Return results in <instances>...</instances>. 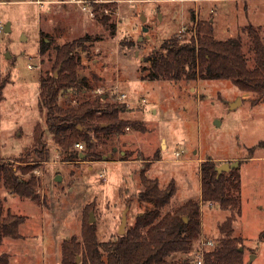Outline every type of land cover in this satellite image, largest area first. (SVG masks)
<instances>
[{
  "label": "rangeland",
  "instance_id": "1",
  "mask_svg": "<svg viewBox=\"0 0 264 264\" xmlns=\"http://www.w3.org/2000/svg\"><path fill=\"white\" fill-rule=\"evenodd\" d=\"M98 10L99 16L93 19L68 4L37 6L31 0H0V85L6 83L0 94V155L8 163L21 154L26 156L33 149L37 126L44 131L49 152L48 161L31 162L35 168L25 176L37 178V199L13 196L0 187L4 215L10 212L26 218L21 238H5L0 255H7L10 264H62L65 240L76 237L82 243L89 224L98 241L116 239L123 212L129 207L127 233L137 216L151 208L139 200L143 176L156 179L162 189L175 183L176 194L163 214L175 212L189 200L199 202L200 236L217 244L222 237L220 225L231 211L215 203L202 204L200 166L208 158L236 156L244 163L240 167L242 213L233 224V236L242 238L245 264H264V239L260 238L264 231V150L255 151L256 160H246L249 148L264 140V98L253 104L250 93L226 80L142 79L150 68L149 58L165 41L189 40L200 22H211L218 40L240 35L253 68L255 54L247 27L259 30L264 42V0H113ZM101 18L108 19V24ZM85 35L94 41L86 50L78 48L77 54L79 75L89 86L84 92L60 96L59 104L73 108L102 95V104L124 105L126 111L120 118L141 126L100 133L96 127L109 124L96 120L88 132L93 146L80 140L81 151L76 143L63 151L47 132V113L39 105L41 78L53 74L57 46ZM44 38L51 46L42 54ZM121 93L126 94L124 100H119ZM239 99L241 103L232 108ZM92 152L94 157L86 156ZM73 153L85 156L65 160ZM77 258L80 261L81 255ZM188 258L189 252L176 253L166 263L181 264Z\"/></svg>",
  "mask_w": 264,
  "mask_h": 264
},
{
  "label": "trees",
  "instance_id": "2",
  "mask_svg": "<svg viewBox=\"0 0 264 264\" xmlns=\"http://www.w3.org/2000/svg\"><path fill=\"white\" fill-rule=\"evenodd\" d=\"M195 17L192 16L194 20ZM100 20L108 24V19ZM111 26L114 27L112 24ZM252 40V50L255 54V66L250 68L243 50L242 37L218 40L214 37V27L211 22L197 24L196 33L189 40L173 39L165 41L160 51L150 58L148 73L143 80H165L171 82L186 81H230L240 91L250 93L253 104L264 98V42L252 25L247 27ZM47 38H50L47 36ZM51 40V39H50ZM93 38L85 35L77 40L56 47V61L53 74L41 78L39 105L46 111L47 132L63 151H69L75 143L83 140L93 146L89 131L94 129L92 122L108 123L109 126L96 127L97 132L108 130L121 133L125 128L141 126L138 122H130L120 118V113L126 111L120 103H104L105 98L98 96L93 101H84L77 107L63 108L58 99L73 91L80 93L89 86L86 78L79 75L80 56L78 48L87 49L86 45ZM51 46L44 38L40 52L46 53ZM6 83L0 85V94ZM80 127V128H79ZM144 129V128H143ZM34 146L26 156L20 155L12 162H5L0 155V187L10 194L37 199L38 180L35 175L26 178L34 170V163L48 161L49 152L43 142L44 131L35 129ZM257 149L264 150V140L249 148L252 159ZM1 150V139H0ZM96 153H88L87 157ZM80 156L73 153L65 160H74ZM31 158L30 161L26 159ZM229 172L218 174L219 166L211 158L201 163V202L215 203L231 215L220 225L222 237L215 248L207 253L205 264H245L241 237H234L233 224L242 213V177L240 167ZM28 164V165H27ZM144 190L139 194V200L151 204V208L139 214L135 225L124 235L107 242L98 241L93 225H86L83 230L82 243L73 237L62 244V264H167V258L176 253L190 252L193 244L201 235V218L199 202L189 200L175 212L163 214L176 194L175 183H170L165 189L160 188L156 179L142 177ZM26 218L8 212L4 215V199L0 193V244L5 238H21L20 227ZM264 239V231L260 234ZM81 260L77 261V256ZM0 264H10L7 255H0ZM181 264H189L183 260Z\"/></svg>",
  "mask_w": 264,
  "mask_h": 264
},
{
  "label": "built area",
  "instance_id": "3",
  "mask_svg": "<svg viewBox=\"0 0 264 264\" xmlns=\"http://www.w3.org/2000/svg\"><path fill=\"white\" fill-rule=\"evenodd\" d=\"M113 0H31V3L37 6H47L54 3H62L74 6L77 10L86 14L87 16L95 19L99 16V8L101 5H104ZM195 2H199V0H192ZM109 10L105 9L104 13L108 14ZM184 29H182V32ZM116 91L119 92V86L115 87ZM126 98L125 93H121L119 96V100H124ZM75 147L78 148L79 151L83 149V145L81 143H76ZM81 154V153H80ZM175 155L177 157L180 156V152H176ZM216 246V241L214 239L206 238L205 236H200L199 239L195 241L191 251L189 252L188 262L189 264H205V258L208 252L214 249Z\"/></svg>",
  "mask_w": 264,
  "mask_h": 264
},
{
  "label": "water",
  "instance_id": "4",
  "mask_svg": "<svg viewBox=\"0 0 264 264\" xmlns=\"http://www.w3.org/2000/svg\"><path fill=\"white\" fill-rule=\"evenodd\" d=\"M142 21L143 22H146V18L144 16H142ZM9 26L10 24L8 23L7 26H6V31H9ZM149 28L147 26H144L143 27V31L144 32H148ZM7 57L9 58L10 57V54L8 53L7 54ZM241 103V99L238 100L237 103H234L232 104V108H235L237 107L239 104ZM80 128V127H79ZM85 155L84 154H80V157L83 158ZM239 166V160L237 161H234V162H224L222 164H220L216 170L218 172L219 175H221L222 173H225V172H229L230 170L236 168ZM57 180L60 181L61 180V177H57ZM128 211H129V207L127 209H125V211L123 212V215H122V218H121V225H120V228H119V231H118V234L119 235H124L125 232H126V225H127V214H128ZM89 221L91 223L94 222V218H93V215L92 213L90 214V219ZM244 249L241 247L240 248V251H243ZM77 261L79 262V258H77Z\"/></svg>",
  "mask_w": 264,
  "mask_h": 264
},
{
  "label": "crops",
  "instance_id": "5",
  "mask_svg": "<svg viewBox=\"0 0 264 264\" xmlns=\"http://www.w3.org/2000/svg\"><path fill=\"white\" fill-rule=\"evenodd\" d=\"M264 157V156H263ZM217 162H232V161H235V160H237V158H236V156H234V157H222V158H218V159H216V158H214ZM257 159V157H255V158H252L251 159V161H253V160H256ZM214 160V161H215ZM222 164V163H221ZM242 177V176H241ZM201 188V187H200ZM13 196H15V195H13ZM21 234V233H20Z\"/></svg>",
  "mask_w": 264,
  "mask_h": 264
}]
</instances>
